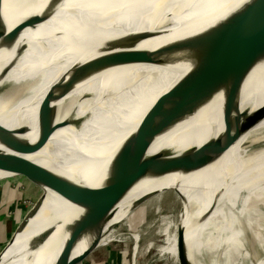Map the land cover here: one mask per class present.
<instances>
[{
    "label": "bare ground",
    "instance_id": "obj_1",
    "mask_svg": "<svg viewBox=\"0 0 264 264\" xmlns=\"http://www.w3.org/2000/svg\"><path fill=\"white\" fill-rule=\"evenodd\" d=\"M245 1L63 0L47 20L25 28L11 48L0 49V121L11 128L25 125L23 139L34 143L40 137L33 147L12 156L7 166L65 165L69 170L74 168L68 178L100 188L108 179L106 168L122 141L135 131L147 110L191 68L187 64L188 50L172 49L169 45L206 31ZM47 3L48 0H3L6 30L41 12ZM143 32L151 34L139 37L132 45H119L122 39ZM116 43L121 47L115 48ZM124 46L133 52L131 56L150 52L164 57L156 63L132 62L123 55L115 62L105 58L110 66L79 78L77 86L55 102L56 110L37 114L53 85L67 79L79 66ZM166 57L171 61L166 62ZM21 83L24 88L20 86L22 92L17 94L21 98L9 100L7 93L18 89ZM223 96V91L217 92L195 115L158 137L148 154L167 150L177 168L190 151L215 139L224 130ZM262 105L264 62L247 76L242 93V109L254 111ZM78 167L85 172L77 173ZM5 172L0 170V176ZM170 184L173 190L187 194L201 224L202 241L190 250L191 260L204 264L202 255L211 252V264H216V254L224 247L222 260L227 262L229 250H243L245 246V227L239 216L259 238L260 228L254 222L258 215L264 218V120L217 161L200 170L187 174L174 171L142 180L113 209L100 244L113 240V225L142 209L144 202H136L141 196ZM54 193L46 210L40 211L41 222L20 246L22 236L12 237L1 254L0 264L3 257L5 261L10 257L6 264H57L73 224L83 217L86 206ZM32 212L18 227L17 235L26 230ZM48 229L50 235L42 242L32 240ZM239 232L241 241L237 239ZM76 245L73 257L84 251L87 243L84 240ZM169 246L176 253V247ZM242 256L248 258L249 254L244 251ZM248 264H264V258Z\"/></svg>",
    "mask_w": 264,
    "mask_h": 264
},
{
    "label": "water",
    "instance_id": "obj_2",
    "mask_svg": "<svg viewBox=\"0 0 264 264\" xmlns=\"http://www.w3.org/2000/svg\"><path fill=\"white\" fill-rule=\"evenodd\" d=\"M62 1L48 0L41 12L25 17L7 31L3 22V0H0V49L11 48L25 28L37 26L47 20ZM150 34L143 32L126 37L119 45H132L139 37H147ZM115 45V48L121 47L117 43ZM125 46L111 55L101 56L99 60H94L86 66H79L67 79L53 85L40 103L37 114L56 110L55 102L69 94L79 83V78L110 66V62L120 60L119 57L122 55L132 62L147 63H156L164 57L150 52L133 57L130 55L133 52L126 51ZM169 48L188 50L187 64L191 65V68L147 110L135 131L122 141L106 168V172L109 173L108 179L100 188L94 189L83 185L63 173L43 166L33 164L7 166L12 156L33 147L40 137L33 143L22 138L27 128L25 125L11 128L0 121V170L13 174L0 178V183H23L38 189H53L73 204L86 206L83 217L73 224L74 229L64 243L57 264H83L100 246L103 232L113 217V209L142 180L161 177L174 171L187 174L200 170L217 161L247 131L264 120V105L254 111L242 109L245 80L258 64L264 62V0L245 1L206 31L190 39L170 44ZM105 58H110L108 64L104 62ZM169 61L170 57H166V62ZM14 62L15 59L13 64ZM23 84L19 85L18 89L10 90L7 98L10 100L20 97L21 94L18 96L17 94L22 92L20 86L24 88ZM219 91H223L224 94L222 109L224 130L220 135L190 151L177 163V168L174 167L173 155L167 150L154 155L148 154L158 137L195 115ZM83 166L85 164H82ZM79 167L77 173L85 172ZM73 170L74 168L69 171ZM159 193L161 192L147 193L136 202L141 204ZM136 216V213L131 214L128 219L116 223L111 229L127 224L128 220ZM50 232L51 229H48L32 240L42 242ZM84 240L87 243L86 248L73 257L75 245ZM6 246L7 243L0 252V259ZM178 257L179 264H193L189 259L185 229L182 227L178 229Z\"/></svg>",
    "mask_w": 264,
    "mask_h": 264
},
{
    "label": "rangeland",
    "instance_id": "obj_3",
    "mask_svg": "<svg viewBox=\"0 0 264 264\" xmlns=\"http://www.w3.org/2000/svg\"><path fill=\"white\" fill-rule=\"evenodd\" d=\"M42 166L69 177L70 171L65 165ZM10 175L13 174L5 172L0 178ZM31 188L17 183H0V252L15 229L33 211V218L26 230L18 237L22 236L19 246L23 244L29 236L28 234H31L41 222L43 213L40 211L46 210L49 202L55 196V190L53 189L32 188L30 190ZM173 191L175 190L170 184L159 191L161 192L159 198H151L152 200L145 201L142 209L132 212V215L136 213L137 216L128 220L127 224L117 226V229H114L113 240L100 244L83 264H179L178 229L180 227L185 229L189 259L195 264L191 260L190 250L193 249V246L201 244V224L194 213V208L187 194L181 190L175 191L181 195ZM239 218L245 227L243 232L245 246L243 245V250L241 248L239 250L238 248L236 250L232 249V251L229 250L230 257L227 262L222 260L224 259L222 256L224 247L220 248V252L216 254V264H248L251 260L258 261L264 258L263 216L258 215L255 217L254 222L255 226L257 225L260 228V231H258L259 238L254 230L247 228L248 225H245V219L242 216H239ZM168 225H170V228H168ZM241 238L243 237L239 232L237 239L241 241ZM206 242H209V239ZM168 246L171 248L176 247V253H172ZM202 247L205 248L204 241ZM244 251L249 254L248 258L242 256ZM9 258L5 261L6 258L3 257V263L1 264H6ZM202 259L204 264H211L213 255L211 252H205Z\"/></svg>",
    "mask_w": 264,
    "mask_h": 264
},
{
    "label": "crops",
    "instance_id": "obj_4",
    "mask_svg": "<svg viewBox=\"0 0 264 264\" xmlns=\"http://www.w3.org/2000/svg\"><path fill=\"white\" fill-rule=\"evenodd\" d=\"M17 184H22V185H25V186H29V188H36V187H34V186H32V185H29V184H23V183H17ZM32 188L30 189V190H32ZM7 226V229H8V224L6 225ZM18 229V228H17ZM17 229H15V231H14V233L12 234V236L10 237V239L6 242L7 244L9 243V241L12 239V237H16L17 236V238L19 237V235L20 234H18L17 235ZM5 243V244H6Z\"/></svg>",
    "mask_w": 264,
    "mask_h": 264
}]
</instances>
